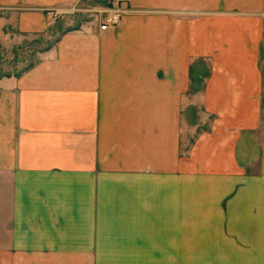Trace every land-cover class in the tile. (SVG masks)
I'll return each mask as SVG.
<instances>
[{
  "label": "crops",
  "instance_id": "crops-1",
  "mask_svg": "<svg viewBox=\"0 0 264 264\" xmlns=\"http://www.w3.org/2000/svg\"><path fill=\"white\" fill-rule=\"evenodd\" d=\"M83 1L0 11L50 35L48 12ZM123 3L115 28L67 25L37 64L0 76V264L193 257L194 225L241 203V127L264 112V0ZM193 98L216 117L196 147L215 171L182 154Z\"/></svg>",
  "mask_w": 264,
  "mask_h": 264
},
{
  "label": "rangeland",
  "instance_id": "rangeland-1",
  "mask_svg": "<svg viewBox=\"0 0 264 264\" xmlns=\"http://www.w3.org/2000/svg\"><path fill=\"white\" fill-rule=\"evenodd\" d=\"M123 1L84 0L75 8L57 13L56 16L53 12H48L51 15L50 26L54 28L50 35L20 34L16 30L17 18L9 11H0V76L18 75L37 64L42 52L56 40L58 31L67 25H103L104 12L122 10ZM121 17L122 14L119 18ZM193 104V112L186 115L188 123L183 125L182 138L186 136V140L184 139L182 154H185V145L186 152L192 147L193 170L215 171L220 169L216 167L218 162L209 164V161H204L201 150H196V147L199 140L206 138L215 128L216 117L204 112L200 98H193ZM260 108L262 111L257 113L254 131L244 129L243 126L240 131L239 164L244 182L241 184L240 205L235 203L230 209L232 197L220 205L218 213L225 215L224 224L203 227L194 225L193 257H161L155 259L158 264H264V112ZM186 155L188 159L189 156ZM224 171L230 170L226 166ZM219 222L223 223V220ZM126 260L131 259L121 258L119 263L115 260L113 263L122 264Z\"/></svg>",
  "mask_w": 264,
  "mask_h": 264
},
{
  "label": "built area",
  "instance_id": "built-area-1",
  "mask_svg": "<svg viewBox=\"0 0 264 264\" xmlns=\"http://www.w3.org/2000/svg\"><path fill=\"white\" fill-rule=\"evenodd\" d=\"M123 12L120 10H106L104 12V24L101 26V29L103 31H107L109 29L115 28L116 26H118L120 18L119 16L122 14Z\"/></svg>",
  "mask_w": 264,
  "mask_h": 264
}]
</instances>
